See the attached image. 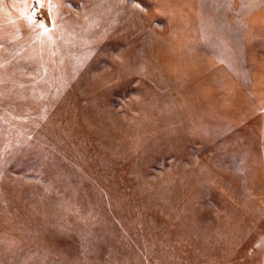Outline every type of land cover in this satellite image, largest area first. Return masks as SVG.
<instances>
[{
    "label": "rangeland",
    "instance_id": "obj_1",
    "mask_svg": "<svg viewBox=\"0 0 264 264\" xmlns=\"http://www.w3.org/2000/svg\"><path fill=\"white\" fill-rule=\"evenodd\" d=\"M0 264H264V0H0Z\"/></svg>",
    "mask_w": 264,
    "mask_h": 264
},
{
    "label": "snow or ice",
    "instance_id": "obj_2",
    "mask_svg": "<svg viewBox=\"0 0 264 264\" xmlns=\"http://www.w3.org/2000/svg\"><path fill=\"white\" fill-rule=\"evenodd\" d=\"M9 134H11L10 130H9Z\"/></svg>",
    "mask_w": 264,
    "mask_h": 264
}]
</instances>
